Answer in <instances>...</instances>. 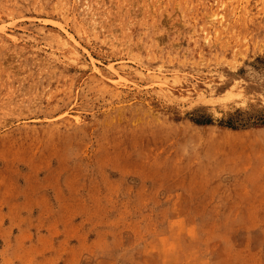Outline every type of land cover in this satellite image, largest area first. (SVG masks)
Masks as SVG:
<instances>
[{
    "label": "rangeland",
    "instance_id": "1",
    "mask_svg": "<svg viewBox=\"0 0 264 264\" xmlns=\"http://www.w3.org/2000/svg\"><path fill=\"white\" fill-rule=\"evenodd\" d=\"M0 264H264V0H0Z\"/></svg>",
    "mask_w": 264,
    "mask_h": 264
}]
</instances>
